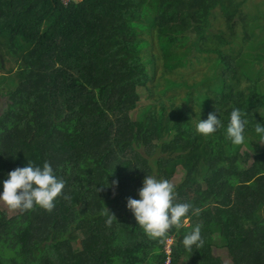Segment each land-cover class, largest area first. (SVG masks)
Wrapping results in <instances>:
<instances>
[{"label":"trees","instance_id":"obj_1","mask_svg":"<svg viewBox=\"0 0 264 264\" xmlns=\"http://www.w3.org/2000/svg\"><path fill=\"white\" fill-rule=\"evenodd\" d=\"M115 1L0 0V84L11 76L0 94V180L30 160L65 182L51 211L0 205V264H163L171 237L170 264H222L213 249L231 264H264V144L254 131L264 125V0H185L170 22L161 0L126 1L142 28L111 57L97 43L95 8ZM201 64L195 81L178 74ZM233 108L247 120L239 145L226 136ZM213 112L222 127L197 133ZM145 175L171 182L175 202L199 215L148 237L126 208ZM197 224L203 243L185 248Z\"/></svg>","mask_w":264,"mask_h":264},{"label":"clouds","instance_id":"obj_2","mask_svg":"<svg viewBox=\"0 0 264 264\" xmlns=\"http://www.w3.org/2000/svg\"><path fill=\"white\" fill-rule=\"evenodd\" d=\"M216 111L219 112L218 109ZM246 124L247 120L243 118L240 109L233 108L226 126V136L232 144L239 145L244 141ZM195 127L197 133L208 136L220 129L222 122L213 112L205 120L199 119ZM254 131L258 134L260 143L264 144V125L256 123ZM64 184V180L56 176L50 163L45 161L42 165H35L28 160L25 166L9 171L6 178L0 180V202L21 212L31 210L34 206L51 211ZM112 184L116 186L118 181L113 180ZM137 196L138 198H127L126 208L150 238L165 237L170 229L181 224L190 210L193 215H199L200 212V209L192 208L190 203H176L174 185L166 179H157L151 175H145ZM113 216H107L106 226L111 225ZM181 243L185 248H198L203 243L201 226L195 225L190 233L182 237Z\"/></svg>","mask_w":264,"mask_h":264},{"label":"rangeland","instance_id":"obj_3","mask_svg":"<svg viewBox=\"0 0 264 264\" xmlns=\"http://www.w3.org/2000/svg\"><path fill=\"white\" fill-rule=\"evenodd\" d=\"M130 1L133 2L134 0H116L115 2H108V3H98L95 8V13L98 19V28L95 31V36L97 39V43L99 45H107V54H109L111 57H115V55H122L126 53V45L127 43H130L132 41L133 35V28L139 27L142 28V26H138L134 22V16L132 17L130 14L134 11H126L127 7L125 6V2ZM255 2H259L262 0H251ZM173 3V5H171ZM160 5L162 6L163 10L166 11L162 14H159V18L162 20V22H170L176 19L177 10H180L185 5V0H161ZM174 7L176 9V12L174 15H171L168 17L167 10L168 8ZM174 12V11H172ZM122 22V25L119 26L116 25V23ZM220 23V19L216 21L215 23ZM214 24L215 28H219L220 24ZM216 32V31H215ZM213 31H210L212 35H218V33H215ZM221 43V42H220ZM119 49V50H118ZM118 50V51H117ZM192 50H196L195 47H193ZM198 51V50H196ZM195 51V52H196ZM209 52V50L207 51ZM215 52V54H218L217 51H211ZM209 57H214V54H207ZM4 64V63H3ZM4 68L6 69H13V62L5 63ZM204 69V65L201 64L200 66H197L195 70H178L182 73V75L185 78H188V82H192L198 79V71H201ZM161 66H158V74L160 73ZM157 74V75H158ZM4 75V80L0 84V94L4 92L7 89L11 88V76L1 73V76ZM179 97L183 95L184 90L181 89L178 91ZM145 101H142L143 105ZM3 202H0V205H2ZM184 224L187 226V220H183ZM168 240V239H167ZM174 238L171 237L170 243L172 245ZM212 254L215 257H218L222 264H231L226 251L219 250V249H213Z\"/></svg>","mask_w":264,"mask_h":264},{"label":"built area","instance_id":"obj_4","mask_svg":"<svg viewBox=\"0 0 264 264\" xmlns=\"http://www.w3.org/2000/svg\"><path fill=\"white\" fill-rule=\"evenodd\" d=\"M59 1L63 4H67L69 2V0H59ZM170 239L171 238H168V240L166 239L164 246H163V253L165 254V259H164L163 264H170V255H171Z\"/></svg>","mask_w":264,"mask_h":264},{"label":"water","instance_id":"obj_5","mask_svg":"<svg viewBox=\"0 0 264 264\" xmlns=\"http://www.w3.org/2000/svg\"><path fill=\"white\" fill-rule=\"evenodd\" d=\"M0 63H1V65H2V58H1V56H0Z\"/></svg>","mask_w":264,"mask_h":264}]
</instances>
